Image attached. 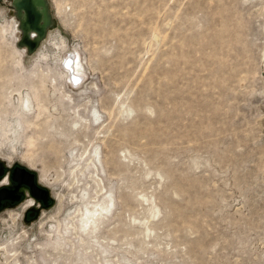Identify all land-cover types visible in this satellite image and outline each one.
Masks as SVG:
<instances>
[{"label": "rangeland", "instance_id": "1", "mask_svg": "<svg viewBox=\"0 0 264 264\" xmlns=\"http://www.w3.org/2000/svg\"><path fill=\"white\" fill-rule=\"evenodd\" d=\"M1 1L0 159L53 203L0 210V264H264V0H49L31 54Z\"/></svg>", "mask_w": 264, "mask_h": 264}, {"label": "water", "instance_id": "2", "mask_svg": "<svg viewBox=\"0 0 264 264\" xmlns=\"http://www.w3.org/2000/svg\"><path fill=\"white\" fill-rule=\"evenodd\" d=\"M10 6L15 16L18 18L20 27L19 38L17 44L26 48V53H33L38 47L39 43L45 38L47 31L55 24L54 17L51 12L49 0H11ZM11 13V10H9ZM69 59L74 66L77 60V55L73 50H69L65 53V62ZM69 83L71 85H78L83 80V73L76 72L69 67ZM77 78L75 80L74 78ZM14 169L8 173V183L5 186H11L14 191L24 193L27 186L30 187V193L36 201L43 199L47 202L48 197H51V202L45 204L46 207L53 203L50 189L47 186L40 184L37 174L34 170L22 166L20 164H14ZM7 165L3 160L0 159V175L4 169L11 170L12 166ZM15 181V182H14ZM9 193H3L2 188L0 189L1 198H17ZM11 206V205H9ZM27 209L37 210L35 216L38 215L39 208L35 206H29Z\"/></svg>", "mask_w": 264, "mask_h": 264}, {"label": "bare ground", "instance_id": "3", "mask_svg": "<svg viewBox=\"0 0 264 264\" xmlns=\"http://www.w3.org/2000/svg\"><path fill=\"white\" fill-rule=\"evenodd\" d=\"M13 25H14V22L13 21H4V22H0V56H2L3 55V52L4 51H7L8 52V56H15L16 55V53H18L19 54V59L17 60V68L19 67V71L21 72L20 73V76H15V74H14V76H13V78L14 77H16L17 79H18V81L20 80V81H22V82H24V75L22 74V73H24V64H23V52H21V50H19L18 48H17V46H16V41L15 40H10L9 39V36H10V33H12V30H13ZM46 35H47V33H46ZM46 37V36H45ZM41 43V42H40ZM40 43H39V45H40ZM38 45V46H39ZM22 47H24V46H22ZM3 50V52H1ZM31 54V53H30ZM7 55V54H6ZM6 55L4 54V56H5V58H6ZM3 57V56H2ZM4 58V59H5ZM43 58V57H42ZM63 67H64V69L69 73L70 72V70H69V67H71L72 68V62L69 60V59H67L63 64ZM36 67V66H35ZM15 69V68H14ZM26 69V68H25ZM5 72V71H4ZM8 72V71H7ZM33 74V73H32ZM7 75V74H6ZM10 75V74H9ZM33 76V75H32ZM10 77H11V75H10ZM75 80H77V78L75 77L74 78ZM9 82H11V81H9ZM1 83V82H0ZM10 84V83H9ZM8 84V85H9ZM25 85V84H24ZM23 86V85H22ZM2 88H4L3 86H2ZM7 88V87H6ZM5 89V88H4ZM18 90V89H17ZM8 91V90H7ZM2 92V91H1ZM6 92V91H5ZM36 92V91H35ZM35 92H34V94H35ZM9 94H6V93H4V92H2L1 93V96H2V99L3 100H5V101H3V107H2V111H1V114H9L10 112H12L11 111V109H10V105H11V103L9 102V100H7V98H10L11 97V95L10 96H8ZM33 95V94H32ZM37 95H39V94H37ZM36 96V95H35ZM35 96H33V97H27V98H25L24 96L23 97H20L21 99H20V104L18 105V107H19V111L17 112V113H15V112H13V114H15V115H17L18 117H19V119L20 120H22V119H24L25 117H29V116H31L32 114H34V108H35V106H34V99L35 98H37V96L35 97ZM19 100V99H18ZM38 100V99H37ZM15 103V102H14ZM14 108H15V106H14ZM16 110H17V107H16ZM14 115V116H15ZM2 117V116H1ZM5 119H6V117H5ZM5 119H4V123H5ZM16 119V118H15ZM18 119V118H17ZM10 127V126H9ZM8 127V128H9ZM7 164V163H6ZM8 165V164H7ZM39 182H40V179H39ZM91 218V217H90ZM94 218V217H93ZM95 221V220H94Z\"/></svg>", "mask_w": 264, "mask_h": 264}, {"label": "flooded vegetation", "instance_id": "4", "mask_svg": "<svg viewBox=\"0 0 264 264\" xmlns=\"http://www.w3.org/2000/svg\"><path fill=\"white\" fill-rule=\"evenodd\" d=\"M0 4H2L1 0H0ZM14 167H15V165L12 166V169L10 171L5 168L3 173L0 175V182H3L2 184H0V189L2 188L3 193H7V192L9 193V191H11L10 194H12L13 196L18 195V197L17 198H1L0 199V210L4 209L5 207L14 206V205L19 204L21 202L22 203L28 202L30 198L34 199L30 193V187L29 186H27L25 188L24 193H19L17 191H14V188L11 186L7 187L5 190L4 185H6L8 183V181H7L8 180V173L11 172L14 169ZM50 202H51V197H48L47 202H45L43 199H40L39 202L35 200V204H33L31 206H35L36 208H39V211H41L42 209H44L46 207L45 204L50 203ZM9 205H11V206H9ZM27 208H25L24 218L25 219L34 218L36 213H37V210L33 211L32 209H27Z\"/></svg>", "mask_w": 264, "mask_h": 264}]
</instances>
